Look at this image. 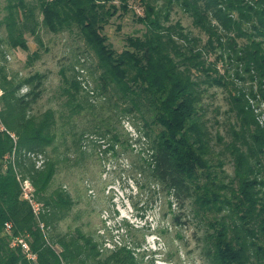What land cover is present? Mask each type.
Wrapping results in <instances>:
<instances>
[{
  "label": "trees",
  "instance_id": "trees-1",
  "mask_svg": "<svg viewBox=\"0 0 264 264\" xmlns=\"http://www.w3.org/2000/svg\"><path fill=\"white\" fill-rule=\"evenodd\" d=\"M1 2L0 44L3 29L11 49L27 50L26 34L42 46L39 25L52 33L77 31L95 57L101 91L110 89L115 107L122 103L121 112L138 113L143 122L135 141L147 139L143 162L148 175L173 201H190L195 216H210L204 251L209 264H264V124L258 119L264 116V0ZM173 4L191 19L196 36L180 22H170ZM129 12L143 31L126 36L117 52L104 30L111 19ZM37 57L33 52L32 58ZM225 59L236 66L238 80H244L241 74L248 77V87L228 80L227 71L219 73L217 64ZM44 78L36 72L14 81L0 74V264H135L126 245L114 247L102 259L98 242L80 231L48 233L73 201L60 187L49 190L56 160L47 158L38 167L34 159L56 138L53 110L30 111ZM202 84L230 88L227 136L210 131L201 106ZM22 86L28 90L19 95ZM81 89L75 76L64 88L71 113L83 109L77 102ZM110 139L117 142L118 135ZM221 155L232 167L230 174ZM24 180L32 186L37 213L23 196ZM18 238L27 244V252Z\"/></svg>",
  "mask_w": 264,
  "mask_h": 264
},
{
  "label": "rangeland",
  "instance_id": "rangeland-1",
  "mask_svg": "<svg viewBox=\"0 0 264 264\" xmlns=\"http://www.w3.org/2000/svg\"><path fill=\"white\" fill-rule=\"evenodd\" d=\"M3 6L1 2L0 18L5 14ZM133 6L139 7L136 2ZM175 21L191 35H197L191 19L177 4L170 11V22ZM142 31L129 12L120 19H111L104 33L109 44L119 52L126 36L140 35ZM37 35L42 46L35 37L26 34L28 49H11L6 46L1 30L0 74L14 81L36 72L45 76L40 95L30 111L39 114L53 110L56 138L45 153L34 159L38 167L47 158L56 160V173L49 190L60 187L73 201L48 233L69 236L80 231L98 242L102 259L114 247L126 245L133 253L135 264H209L204 251L205 236L211 231L207 225L210 216H195L190 201H173L148 175L143 162L147 157V139L135 141L144 129L143 122L138 113L121 112L122 103L118 102L115 107L116 97L110 89L101 91L95 57L77 31L52 33L39 25ZM35 51L38 57L33 59ZM217 69L219 73L227 71L228 80L238 86L250 84L246 75L241 74L244 80L234 76L233 62L225 59L217 64ZM74 76L82 88L77 96V102L83 106L79 113H71L65 104L68 95L64 88H69ZM201 88L205 89L201 106L209 119L212 135L218 131L227 136L228 122L232 119L227 113L230 88L206 84ZM27 90L22 86L18 94L23 95ZM79 133L84 134L78 141ZM114 133L118 141L113 143L110 137ZM110 145L112 150L108 149ZM214 147L220 148L215 143ZM219 158L230 174L232 167L227 158L223 155ZM85 264L96 263L88 260Z\"/></svg>",
  "mask_w": 264,
  "mask_h": 264
},
{
  "label": "built area",
  "instance_id": "built-area-1",
  "mask_svg": "<svg viewBox=\"0 0 264 264\" xmlns=\"http://www.w3.org/2000/svg\"><path fill=\"white\" fill-rule=\"evenodd\" d=\"M1 93H2V91H0V96H1ZM257 112H258V110H257ZM260 118H262V121L260 120ZM260 118H258V119L260 120V123H263V124H264V116H260ZM21 187H22V191H23V196H24V198H26V199L31 203V205H32V207H33V211H34V213H37L38 210H39V206H38L37 203H34L33 201H31V193H32V191H33L31 184L29 183V181L24 180V181L21 183ZM9 228H10V225L6 224V229L9 230ZM17 244H20L21 247H22V249H23L25 252L28 251V246H27V244L24 242L23 239L18 238V239H17ZM29 258L34 259V256L29 255Z\"/></svg>",
  "mask_w": 264,
  "mask_h": 264
}]
</instances>
